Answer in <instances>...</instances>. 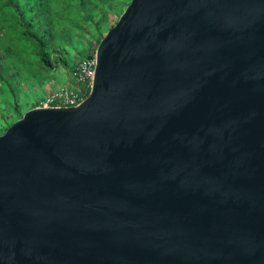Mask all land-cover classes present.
<instances>
[{
    "label": "water",
    "instance_id": "obj_1",
    "mask_svg": "<svg viewBox=\"0 0 264 264\" xmlns=\"http://www.w3.org/2000/svg\"><path fill=\"white\" fill-rule=\"evenodd\" d=\"M93 54L0 132V264H264V0H128Z\"/></svg>",
    "mask_w": 264,
    "mask_h": 264
},
{
    "label": "rangeland",
    "instance_id": "obj_2",
    "mask_svg": "<svg viewBox=\"0 0 264 264\" xmlns=\"http://www.w3.org/2000/svg\"><path fill=\"white\" fill-rule=\"evenodd\" d=\"M49 1L51 2L49 12L53 15L51 21V24H53L51 25L52 31L58 30L62 42H68L77 47L68 48L69 54L66 55L68 65L55 64L53 58L50 57L52 70L46 76L43 75L42 78L36 77L33 79L37 73H42V69L39 68L42 63L38 60L36 47L33 48L29 40H25L22 35L12 32L4 26L6 23H2L0 28V73L5 75L8 73L11 76L0 78V132L12 122L11 120L16 119L18 114L21 115L30 104L39 102L43 96L42 91L39 92L40 90H45V93H47L58 87H77L78 84L71 74V68L77 60L93 50L97 42V36L89 35V32L86 33L87 36L82 37V39L84 38L82 42L73 40L69 31L71 28L79 26L82 17L88 18L91 12L89 8L91 2L96 1L97 3L96 13L92 14V19L96 20L98 8L107 7L106 1L108 2V0H86V6L80 11L74 5L75 0ZM112 1H114L113 9H107L98 23V30L101 34L115 21L128 0ZM90 28L92 30L93 26H90ZM68 36L70 37L68 38ZM7 65H11L13 69L11 70ZM52 82L54 85H52ZM37 89L38 91H36Z\"/></svg>",
    "mask_w": 264,
    "mask_h": 264
},
{
    "label": "trees",
    "instance_id": "obj_3",
    "mask_svg": "<svg viewBox=\"0 0 264 264\" xmlns=\"http://www.w3.org/2000/svg\"><path fill=\"white\" fill-rule=\"evenodd\" d=\"M113 3L114 1L112 0L106 1L107 7L98 8L97 19L93 20L92 14L96 13L97 3L96 1L91 2L89 5L91 12L88 18L82 17L79 26L76 28L73 27L69 31L70 35L72 34V39L82 42V40H84L82 37L87 36L86 33L89 32V35L97 36L96 39L98 40L102 35L98 30V23L107 9H113ZM86 4V0L74 1V5L79 11L85 7ZM50 6L51 2L49 0H0V28L2 23H6V25H4L6 28L20 34V36L22 35L25 40L30 41L33 48L36 47L35 51L38 55V60L42 63L39 65V68L42 69V73H37L33 79L36 77L42 78L43 75L46 76V74L52 70L53 67L50 57L53 58L55 64L68 65V57H66V55L69 54L68 48L77 47L71 45V43L62 42L61 34L58 30L52 31L51 25L53 24H51V21L53 20V15L49 12ZM90 26H93L92 30ZM69 37L70 36H68V38ZM86 55H92V52H88ZM11 67L10 65L9 68L12 70L13 68ZM2 76L9 77L11 75L8 73L6 75L0 73V78H2ZM86 91L87 89H85V92ZM19 115L20 114L16 117Z\"/></svg>",
    "mask_w": 264,
    "mask_h": 264
},
{
    "label": "built area",
    "instance_id": "obj_4",
    "mask_svg": "<svg viewBox=\"0 0 264 264\" xmlns=\"http://www.w3.org/2000/svg\"><path fill=\"white\" fill-rule=\"evenodd\" d=\"M90 52H92V55L83 56L71 68V74L78 86H64L52 89L40 98L37 105H73L78 103L87 92H85V89L88 90L92 80L95 59L93 50Z\"/></svg>",
    "mask_w": 264,
    "mask_h": 264
},
{
    "label": "crops",
    "instance_id": "obj_5",
    "mask_svg": "<svg viewBox=\"0 0 264 264\" xmlns=\"http://www.w3.org/2000/svg\"><path fill=\"white\" fill-rule=\"evenodd\" d=\"M52 85H54L53 82H52ZM52 85H51V86H52ZM49 90H50V89H49ZM36 91H38V89H37ZM41 91H42V94L44 95L45 90H40L39 92H41ZM37 104H38V102H37V103H34V104H30V106H28V107H31V106H34V105H37ZM28 107H27V108H28Z\"/></svg>",
    "mask_w": 264,
    "mask_h": 264
}]
</instances>
